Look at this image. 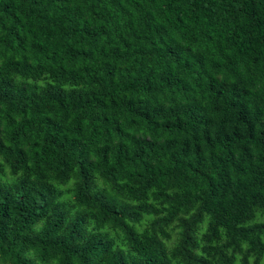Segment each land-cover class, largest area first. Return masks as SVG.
<instances>
[{
  "label": "trees",
  "instance_id": "trees-1",
  "mask_svg": "<svg viewBox=\"0 0 264 264\" xmlns=\"http://www.w3.org/2000/svg\"><path fill=\"white\" fill-rule=\"evenodd\" d=\"M0 264H264V0H0Z\"/></svg>",
  "mask_w": 264,
  "mask_h": 264
}]
</instances>
